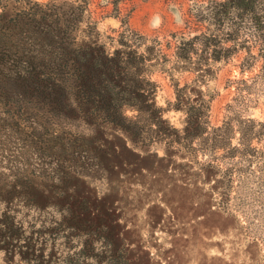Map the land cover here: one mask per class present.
<instances>
[{
	"label": "trees",
	"instance_id": "1",
	"mask_svg": "<svg viewBox=\"0 0 264 264\" xmlns=\"http://www.w3.org/2000/svg\"><path fill=\"white\" fill-rule=\"evenodd\" d=\"M89 1L0 0V142L32 144L33 152L49 155L46 169L51 171L40 181L19 168L11 171L10 180L0 177V250L8 261L17 257L21 264H128L118 263L122 254L112 225L90 218L87 204L100 201L91 197L85 180L87 169L107 176L113 171L111 161L121 158L122 137L130 154L134 149L127 141L134 147L161 143L180 152L193 150L196 144L202 151L213 146V155L202 165L215 177L217 193H231L233 170L222 168L215 153L229 137L215 134L221 127L210 131L209 103L204 98L188 100L177 88L173 107L185 117L182 127L171 124L156 102L157 84L149 73L148 62L159 55L156 44L139 51L140 41L124 31L117 39L106 36L114 44L111 50L90 19ZM206 8L214 31L181 37L176 57L191 60L198 40L206 48L214 46L213 59L228 56L238 48L242 31L246 35L241 46L248 49L252 41L257 47L264 75V0H211ZM226 23L230 28L218 39L231 40L235 47L218 50L215 32ZM253 64L246 61L244 66ZM126 109L135 114L127 116ZM67 123L82 124L90 133H72ZM224 149V155L239 154L249 163L260 155L246 142ZM59 201L68 204L67 213L48 227L26 226L16 220L12 208ZM60 231L65 238L61 244ZM62 249L66 253L61 255Z\"/></svg>",
	"mask_w": 264,
	"mask_h": 264
},
{
	"label": "rangeland",
	"instance_id": "2",
	"mask_svg": "<svg viewBox=\"0 0 264 264\" xmlns=\"http://www.w3.org/2000/svg\"><path fill=\"white\" fill-rule=\"evenodd\" d=\"M210 2L89 1L90 19L97 24L100 39L111 50L114 44L106 36L117 39L124 31L128 37L134 34L132 38L140 41L139 51L147 44H156L159 55L148 62L149 73L157 84L156 102L164 108L163 116L171 124L180 128L184 123L183 111L173 107L179 88V94L186 99L194 102L204 98L209 103L210 131L223 128L215 134L225 133L229 137L225 147L246 142L260 152L249 163L248 159L240 160L239 154L224 155L225 147L216 149L221 167L233 170L231 193H217L215 177L208 175L202 165L213 155V146L202 151L196 144L193 150L180 152L170 151L161 143L134 147L127 141V147L134 149L130 154L122 137L121 158L111 161L113 171L107 176L105 172L87 169L89 176L85 177L91 197L100 201L87 204L90 218L112 225L122 254L118 263L264 264V75L258 49L252 46V41L247 43L251 45L249 50L243 49L241 42L246 34L241 31L237 36L238 48L232 49L228 56L213 59L210 54L214 46L206 48L198 40L191 60L176 57L181 37L187 39L214 31L206 8ZM220 28V32H215L219 40L216 49L235 47L231 40L218 39L230 26L226 23ZM248 53L256 57L255 61L249 59ZM246 61L254 64L246 67ZM125 113L132 116L135 111L126 109ZM55 127L59 132V124ZM66 129L90 133L88 127L78 123H67ZM246 129L248 132L243 135ZM209 143L214 144L213 139ZM31 145L14 139L0 142L2 179H12L11 171L17 168L39 181L49 177L50 168L46 169L49 155L33 152ZM40 205L12 204L16 220L26 226L48 227L67 213L68 204L61 201ZM63 235L60 231L59 244L65 240ZM100 246L97 243L99 250ZM59 253L62 255L66 250ZM0 264L21 263L17 257L8 261L0 250Z\"/></svg>",
	"mask_w": 264,
	"mask_h": 264
}]
</instances>
